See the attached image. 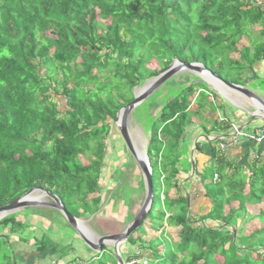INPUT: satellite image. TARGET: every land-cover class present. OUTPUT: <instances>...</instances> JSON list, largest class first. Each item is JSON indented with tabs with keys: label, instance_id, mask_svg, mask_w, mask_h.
Returning <instances> with one entry per match:
<instances>
[{
	"label": "trees",
	"instance_id": "obj_1",
	"mask_svg": "<svg viewBox=\"0 0 264 264\" xmlns=\"http://www.w3.org/2000/svg\"><path fill=\"white\" fill-rule=\"evenodd\" d=\"M243 37H249L247 45L240 43ZM174 60L244 84L245 73L264 61V1L0 0V207L42 188L77 219L97 214L109 203L108 187L123 180L122 173L114 180L104 163L114 154L107 142L112 130L118 135L116 115L132 101L135 88ZM153 61L158 69L148 67ZM195 81L176 85L174 97L148 119L154 203L143 227L128 238L134 249L122 257L125 264H264V208L256 215L247 209L264 204V158L246 167V177L211 146V178L197 174L200 204L191 206L180 187L185 128L201 121L206 109L214 110L211 91ZM257 82L264 84V78ZM25 217L19 211L0 220V264H32L15 255L11 237L34 250L33 261L43 253L52 256L48 262L56 260L52 264H118L108 247L69 259L74 248L58 252L45 235L36 239L44 227ZM241 218H253L260 227L245 233L242 224L239 233ZM155 220L159 226L151 235L146 224Z\"/></svg>",
	"mask_w": 264,
	"mask_h": 264
},
{
	"label": "rangeland",
	"instance_id": "obj_2",
	"mask_svg": "<svg viewBox=\"0 0 264 264\" xmlns=\"http://www.w3.org/2000/svg\"><path fill=\"white\" fill-rule=\"evenodd\" d=\"M257 1L263 2L264 0H257ZM253 30H258V28L254 27ZM254 37L256 38L257 36H254ZM248 41H249V37H243L240 43L243 45H247ZM230 57L233 59L238 58L235 53L230 54ZM148 67L158 69L154 61L151 62V64H149ZM227 73L229 74V78L236 79L237 75L235 72L227 71ZM181 75L185 76L186 73H181L173 77L166 84H164L159 90L153 93L152 96H150L146 101H144L142 104L136 107V109L133 111L132 117H130L129 119L128 127H129V131H130V134H131L136 150L138 151H141V149L142 151L145 150V144L147 143V140L145 143V139H148L149 137L148 119L149 118L154 119V116L157 115L156 112L158 111L159 106H156V105H159L160 103H165L164 100L166 98L170 97L169 99H172L174 97V94L178 92V90L180 89L176 85L187 84V81H188L187 78H189V76H187V78L185 77V78L179 79L178 76H181ZM187 75H190V74L187 73ZM184 76H181V77H184ZM191 77L192 76H190V78ZM257 84H258L257 86L259 87H256L253 83H250L247 86L250 90H253L258 95L264 97V92L260 90L261 88H264V84L258 83V82ZM137 90L138 88L134 89L133 95L134 93H136ZM225 94L227 96L226 99H228V101H230L232 104L234 105L236 104L239 108H242L244 110L245 115L247 113L249 114L252 112V108L251 106H249L250 104L248 103V101L241 100L237 96L230 94L229 92H225ZM259 123H264V122H259ZM108 140L109 141L107 142V147L109 145L110 148L107 151L113 150L114 154L111 157L108 156L107 161H105L104 163L109 165V169L111 168L110 175H112L114 180L117 179L118 176L121 175V173L123 175L122 176L123 180H120V182L116 186L114 185L113 188H111L109 185H108L109 187L107 186L109 190L106 193L105 199L108 200V198H110L111 200L112 198V200L115 201L116 206H113V203H111L110 206L108 207V210L113 208L112 213L117 218L115 221L109 215L110 213L108 214V212L106 211L107 209L104 207L98 213L99 214L98 217L94 218V217L89 216L90 218L87 217L88 219H83V220L80 219L84 225V228L88 231H91L93 234H95V236L111 235V234H115L112 232L119 233L123 231L125 227L127 226V224L130 222V220L132 219L131 216H133V213L139 208L140 204L142 203L144 199V195H145L143 191L138 189V183L140 181L139 170L136 167L135 163L130 158V155L128 154V152L126 151L122 143V140L120 139V137H118V135L116 134L114 130H112L111 137ZM239 141L241 142L242 138H239ZM111 143H113V146H111ZM114 148H116V152H114L115 150ZM216 148L217 146L215 147V149ZM81 160L83 161L84 164L87 163L84 157H81ZM250 161H254V160L250 159ZM116 162L117 164H115ZM111 163H114V165H112ZM210 173H211V168L209 166H205L203 175L205 176L206 179L211 178ZM244 174L245 175L247 174L246 177H249L248 172H245ZM211 187L212 185L208 186L209 189H211ZM118 189L120 190L117 192ZM121 189H123V191H121ZM246 191L247 189L245 190V192ZM38 195H40L39 192L35 193L34 198L36 197L35 199H37ZM44 201H47L45 197L41 200V202H44ZM263 208H264V204L256 205L254 207L250 206V208H247V209L248 211L256 215L259 209H263ZM49 209L50 208L48 207L38 206L35 208H26L23 210L20 209L18 211H15L14 213H17L20 211V214H23L24 217L28 215V217H25V220H27L26 223L30 225L33 224L34 226L36 224H39L38 222L42 223L46 232H48L50 228H52L53 230H51L48 233V235L50 236V240L55 244H58V245L60 244L62 246H64L65 243H67V245L71 244L72 246L76 245V243L78 244L77 235L74 233L72 228L67 225L66 221L61 216V214L55 210L50 212ZM238 223L239 224H238L237 230L239 231V233L242 232L243 230L242 224L243 226L246 227L245 233L253 232L254 230H257L260 227L258 222L255 221L253 218H251L250 220H247V219L244 220V218H241V220L239 219ZM158 226H159V222L157 220L153 221L151 224L150 223L146 224V228L151 231L150 232L151 235L157 229ZM170 235L173 237V233H171ZM155 237L157 236L155 235ZM27 238L29 239V243H32L34 241L32 233H28ZM36 239L39 240V237H37ZM10 240L14 243L13 248L15 250V255L17 256L20 255L22 256L24 261L29 260L30 263H33V260H30L29 256L32 255L33 257H35L34 250L31 247H29L27 244H22L19 242L17 243L16 242L17 239L14 237H11ZM125 244L127 245L128 243H125ZM81 246L83 247V245ZM31 251L33 254H31ZM75 251H76V248L74 247V252ZM88 254L90 255V253ZM71 258H73L72 255H70L69 259ZM53 261L56 262L55 259H51L49 262L39 263V264H52ZM62 263L64 262L61 260V263L59 264H62ZM20 264H25V262H20ZM33 264H37V262L36 263L34 262Z\"/></svg>",
	"mask_w": 264,
	"mask_h": 264
},
{
	"label": "water",
	"instance_id": "obj_3",
	"mask_svg": "<svg viewBox=\"0 0 264 264\" xmlns=\"http://www.w3.org/2000/svg\"><path fill=\"white\" fill-rule=\"evenodd\" d=\"M181 73H188L197 77V82L204 81L212 88H215L213 85V83H215L224 92L229 91L237 94L242 100L248 101V103L252 105V112L249 113V116L252 119L264 122V99L262 97L258 96L246 86L223 80L221 77L212 73L200 64L185 63L183 61L174 60L163 72L159 73L154 78L147 80L138 88L136 93L133 95L132 101L118 111L116 119L113 122L126 151L141 174L145 194L137 213L122 232L111 235L95 236V234L91 231L84 228L81 220L75 218L67 212L65 206L56 195H53L42 188H32L14 201L0 207V220L20 209L35 208L38 206L48 207L61 214L67 225L72 228L84 247L93 253H100L104 247H110L114 250L118 264H123L119 247L127 243L128 238L142 226L154 203L152 170L150 168L149 159L146 154V150H143L141 154H138L135 148L128 127L129 117L133 114L136 107L146 101L169 80ZM205 75H208L212 81L209 82L206 78H204ZM218 93L219 95H222V93ZM37 192H39L40 195H38L37 199H35L33 195ZM44 197L47 201L41 202Z\"/></svg>",
	"mask_w": 264,
	"mask_h": 264
},
{
	"label": "crops",
	"instance_id": "obj_4",
	"mask_svg": "<svg viewBox=\"0 0 264 264\" xmlns=\"http://www.w3.org/2000/svg\"><path fill=\"white\" fill-rule=\"evenodd\" d=\"M249 71L250 72H246L244 77H243L245 83L244 84H238V85L246 86L248 88L247 85H249L250 83H253L256 87H258L257 86L258 79L264 78V61L254 65L252 67V69H249ZM187 76H189V78H190V76H192V75H187ZM189 78H187L188 79L187 84L192 83L195 80H196L195 82L198 81L197 77L192 76L190 79ZM199 83L206 84L204 81L199 82ZM187 84H185V85H187ZM206 86L211 91L212 95L210 94L209 101L213 103L214 110L206 109L203 113L201 121H196L193 124L186 127L185 131H184L183 138H182V143H180L181 151H182V149L185 148L186 152L182 156H180V165H179L180 173H179L178 179L180 180V187L186 188V192L184 193V195H186L188 197L189 201L191 200V206L196 205V204L197 205L200 204L199 202L197 203V201L195 200V193L201 189L200 185L198 184L200 182V179L197 176V174L202 173L204 171V167L207 164L206 162H208L209 159L211 158V156H212L211 150H210L211 146L214 147L215 156H219V159H223L225 161V163H227V164L233 163L234 165H239L241 167V169L244 170V173L247 172V171H245L247 166L253 164L254 162H256V160L258 161L259 158H262V159L264 158V141L261 145H254V144L247 142V141L242 139V141L239 142V145H237L236 147H234L232 149H228L224 153H220L218 151V145L220 142H222L226 139L232 138L233 127L241 129L242 132H251L253 129L263 126L264 123H259V122H263V121H260L257 119H252L248 113L245 115L242 108H239L236 104L234 105L230 101H228V99H226L227 96H226L225 92H229V91L224 92L223 90L220 89V87L212 88L211 86H209L207 84H206ZM260 90L264 92V89H260ZM251 91H253V90H251ZM218 92L222 93V95H219ZM197 93H199V92L197 91ZM229 93L233 94V95L237 96L239 99H241L240 96H238L237 94L232 93V92H229ZM254 93H256V92H254ZM258 96H260V95H258ZM260 97H262V96H260ZM262 98L264 99V97H262ZM156 106H158V105H156ZM250 106L252 108L251 104H250ZM159 109H160V106L158 108V111L157 112L155 111L157 114L160 111ZM238 111H240V112H238ZM130 117H132V115ZM130 117H129V119H130ZM222 124L227 125V128L220 129V126ZM224 136H226V138H224ZM146 140H148V139H145V143H146ZM146 145H147V143L145 144V150H146ZM216 146H217V148L215 149ZM201 148L203 151H202V153H199L197 151V149H201ZM249 155H256L258 158L255 159L254 161H250V159L248 157ZM141 179H142V177H141ZM108 199H109V203L108 204L105 203L103 205L104 208H106V207L108 208L111 203H113V206H116L115 201L112 200V198H111V200H110V198H108ZM141 204H140V206H141ZM103 207L98 211V213L103 209ZM112 209H110V210L107 209L106 211L108 212V214L110 213L109 215L115 221L117 218L112 213ZM138 209L133 213V216H131L132 218L137 213ZM188 209H189V206L187 205V210ZM98 213L95 214L94 216H91V217H94V218L98 217V215H99ZM86 219H88V218H86ZM81 220H83V219H81ZM40 224H42V223H40ZM51 230H53V229L50 228V230L48 232H46L45 228H44V230H42V232L39 234V238L43 237L45 235L46 237H48V240H50V236L48 235V233ZM112 233H118V232H112ZM102 235H104V234H102ZM77 240H79V239H77ZM56 245H58V244H56ZM80 246L81 245H79V243L78 244L76 243V245H74V246H72L71 244L67 245V243H65L64 246L59 244L56 251L61 252L62 250L65 249V247H71V249H73L75 247L76 248L75 253L73 251L71 253V255H73L75 257H79L80 259H82V257L86 258V256L89 255L88 253H90L89 256L94 255V253L91 252L86 247L83 246L84 249H81ZM133 249L134 248H132V246H130L128 244L127 245L126 244L121 245L119 247V252L121 250V253H122L121 257H123V259L128 257L129 253L132 252ZM82 250L87 251V254H83ZM38 252H39V250H38ZM41 255H42L41 256L42 259L37 260L36 258H34L33 263L34 262L35 263L37 262V264L45 263V262H48V259L52 258V256H47V255L43 256V253H41ZM64 260H68V257L65 258ZM59 263H61V260H59Z\"/></svg>",
	"mask_w": 264,
	"mask_h": 264
},
{
	"label": "built area",
	"instance_id": "obj_5",
	"mask_svg": "<svg viewBox=\"0 0 264 264\" xmlns=\"http://www.w3.org/2000/svg\"><path fill=\"white\" fill-rule=\"evenodd\" d=\"M232 135H233L232 138L226 139L219 143L218 151L220 153H224L226 150L232 149L236 147L237 145H239V142H240L239 138H242L243 140L250 142L254 145H261L264 141V126L257 127L253 129L251 132H242L241 129L233 127ZM248 157L249 159H252V160H255L258 158L256 155H249ZM213 179L216 181L218 179V175L214 174ZM137 261L135 259H132L127 264H133V263H136ZM143 264H146V262H143Z\"/></svg>",
	"mask_w": 264,
	"mask_h": 264
},
{
	"label": "bare ground",
	"instance_id": "obj_6",
	"mask_svg": "<svg viewBox=\"0 0 264 264\" xmlns=\"http://www.w3.org/2000/svg\"><path fill=\"white\" fill-rule=\"evenodd\" d=\"M204 78H206L209 82L212 81V80H210V77H209L208 75H205ZM213 85H214L215 87L218 88V85H216L215 83H213ZM230 96H231V95H230ZM249 106H250V105H249ZM137 152H138V154H141V153H142V149H141V151H138V150H137ZM33 196H34V195H33ZM33 196H32V197H33ZM35 198H36V197H35Z\"/></svg>",
	"mask_w": 264,
	"mask_h": 264
},
{
	"label": "clouds",
	"instance_id": "obj_7",
	"mask_svg": "<svg viewBox=\"0 0 264 264\" xmlns=\"http://www.w3.org/2000/svg\"><path fill=\"white\" fill-rule=\"evenodd\" d=\"M264 125V124H263ZM215 181V180H214ZM124 263V262H123Z\"/></svg>",
	"mask_w": 264,
	"mask_h": 264
}]
</instances>
